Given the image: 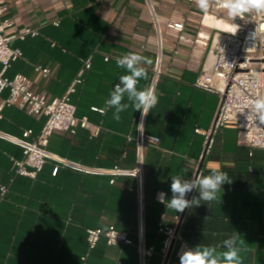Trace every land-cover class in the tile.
Here are the masks:
<instances>
[{"label": "crops", "instance_id": "0c3cea01", "mask_svg": "<svg viewBox=\"0 0 264 264\" xmlns=\"http://www.w3.org/2000/svg\"><path fill=\"white\" fill-rule=\"evenodd\" d=\"M153 1L163 38L162 74L155 87L158 103L145 118L144 132L160 143L147 142L140 163L135 140L141 113L129 107L117 122L106 100L120 76L127 74L116 59L128 53L150 62L142 65L148 79H141L138 88L151 85L159 37L144 0H7L9 10L0 17V23H13L7 33L32 28L39 35L11 42L24 56L12 63L6 76L24 75L33 81L35 93L62 98L91 60L70 98L77 117L93 126L78 127L75 134L55 133L47 148L53 158L36 178L21 176L13 171V159L24 156L16 140L27 139V131L39 135L47 118L17 106L3 108L0 180L9 190L2 197L0 189V264H141L142 226L145 246L154 249L146 264H164L160 217L175 225L183 213L166 208L157 194L164 192L170 200L172 176L188 179L212 170L228 173L232 183L223 185L221 202L202 201L185 209L181 235L193 247L202 244L223 251V241L236 232L245 240L244 264H264V150L241 144L237 125L230 122L205 156V137L196 132L211 129L220 102L216 93L195 83L215 64L213 47L221 30L204 23L208 14L214 17L212 9L204 13L184 0ZM177 22L185 25L182 33L167 27ZM36 66L50 69L51 76L37 73ZM9 95L8 89L0 93V106ZM137 170L141 180L134 174ZM193 195L199 194L194 190L186 198ZM110 225L128 233L132 244L112 246L102 237L90 248L87 230ZM169 264H179V258L173 256Z\"/></svg>", "mask_w": 264, "mask_h": 264}, {"label": "built area", "instance_id": "2783aa9c", "mask_svg": "<svg viewBox=\"0 0 264 264\" xmlns=\"http://www.w3.org/2000/svg\"><path fill=\"white\" fill-rule=\"evenodd\" d=\"M196 5L195 0H184ZM148 6L159 37V53L153 69V77L150 88L154 89L162 74V30L159 22L156 3L153 0H144ZM212 12L215 18L227 19L226 10L219 6H213ZM9 10L7 0H0V17ZM228 23H231L229 21ZM239 28L235 35L231 32L220 31L221 39L215 43L213 51L215 53V64L207 70L201 72L195 83L197 88L216 93L219 98V106L215 115L214 123L209 131L196 129L197 133L205 137L204 155H209L216 141L218 133L230 122L238 127V140L241 144L248 145L252 149L264 150V125H259L252 118L247 117L248 108L246 102L254 99L257 95H264V15L246 14L242 19L237 17L234 20ZM59 25V22H55ZM10 19H4L0 23V93L8 89L9 97L0 106V118L2 110L6 106H17L27 111L32 116H46V122L39 135L33 137L32 131L26 132L25 140L17 139L23 147V158L13 159V171L16 175L36 178L44 169L49 159L47 148L52 136L57 132L75 134L78 127L92 129V124L87 118L77 117V107L71 101V94L76 91L77 85L83 82V76L87 69L91 67V60L86 62L85 68L80 72L78 78L69 87L67 93L62 98H48L46 95L37 94L33 91V81L24 75H17L13 79L6 76V72L12 63L23 58L21 49L13 48L11 42L15 39L25 40L27 36L36 37L38 31L32 28L25 29L20 34H8L7 30L12 27ZM169 29L182 33L185 30L184 23H168ZM255 32V35L253 33ZM181 40L185 37L181 36ZM109 61V57L105 58ZM37 73H41L45 78L51 76V70L41 66H36ZM95 111H100L94 108ZM141 121V117H140ZM139 121V123H140ZM145 123V119H144ZM30 139V140H29ZM137 153L143 160V150L147 142L158 145L160 138L148 137L145 135L144 127H139L136 138ZM51 154V153H50ZM252 154V153H251ZM66 163V162H65ZM64 163V164H65ZM68 167L76 168L68 163ZM58 167L55 168L57 173ZM138 179L143 175L139 170L134 172ZM139 213L143 221L144 197L143 184H140ZM0 189L4 197L9 188L3 185L0 180ZM160 193V192H159ZM157 198V197H156ZM158 200V199H157ZM181 216L176 217L175 225L166 223V216L162 215L159 221V233L163 235L160 254L165 259L170 251L172 255L179 258L186 248L193 246L181 235ZM102 237H105L109 245L120 243L132 244L128 233L118 230L114 225L107 228H97L87 230V239L90 248L96 247ZM141 242L139 250L141 264H146L148 257L154 253L153 248H147L144 244V228L140 229Z\"/></svg>", "mask_w": 264, "mask_h": 264}, {"label": "clouds", "instance_id": "9594fccd", "mask_svg": "<svg viewBox=\"0 0 264 264\" xmlns=\"http://www.w3.org/2000/svg\"><path fill=\"white\" fill-rule=\"evenodd\" d=\"M196 6L204 13H207L213 6H219L226 10L227 19L223 21L225 27L231 29L233 35L238 31L239 26L234 20L243 18L246 14L264 15V0H195ZM231 21V23H228ZM255 35V32L253 33ZM146 61L145 57L128 53L116 59V65L126 70L127 74L120 76V82L114 86L110 93V98L106 100L107 108L114 109L113 119L120 121V113L129 107L141 113L139 127H144V119L158 103V95L152 88L139 89L138 84L141 79H148L147 69L142 66ZM126 101V102H125ZM248 108L247 117L252 118L259 125H264V95H257L254 99L246 102ZM231 184L228 173L220 170H212L209 175L199 174L186 179L185 176L171 177L172 198L166 199V193L157 194L160 203L166 208L174 210L176 213H183L185 209L198 207L203 202H221L224 184ZM198 192V196L193 195L189 200L187 195L193 191ZM208 217L205 218V220ZM239 234H235L223 241V248L218 251L215 246H205L202 244L192 248H186L179 256V264H244L242 252L247 248L244 239H239Z\"/></svg>", "mask_w": 264, "mask_h": 264}, {"label": "bare ground", "instance_id": "6f19581e", "mask_svg": "<svg viewBox=\"0 0 264 264\" xmlns=\"http://www.w3.org/2000/svg\"><path fill=\"white\" fill-rule=\"evenodd\" d=\"M205 25L214 27L218 30L224 31V32H231V29H228L225 27V24L223 23V20L217 19L215 17H212L208 14L204 21Z\"/></svg>", "mask_w": 264, "mask_h": 264}, {"label": "water", "instance_id": "95a60500", "mask_svg": "<svg viewBox=\"0 0 264 264\" xmlns=\"http://www.w3.org/2000/svg\"><path fill=\"white\" fill-rule=\"evenodd\" d=\"M191 194H192V192H191ZM189 200H190V198H189ZM185 214H186V210L182 214L180 225L182 224V222L184 220ZM178 230H180V226H179ZM172 257H173V255H172V250H171L170 253L168 254V256L165 258L164 264H169V262L172 259Z\"/></svg>", "mask_w": 264, "mask_h": 264}, {"label": "trees", "instance_id": "16d2710c", "mask_svg": "<svg viewBox=\"0 0 264 264\" xmlns=\"http://www.w3.org/2000/svg\"><path fill=\"white\" fill-rule=\"evenodd\" d=\"M161 249V248H160Z\"/></svg>", "mask_w": 264, "mask_h": 264}]
</instances>
